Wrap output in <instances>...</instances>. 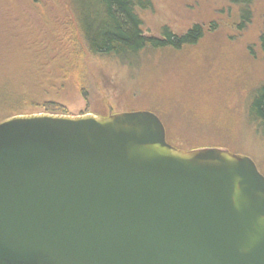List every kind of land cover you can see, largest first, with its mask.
Returning <instances> with one entry per match:
<instances>
[{"label":"water","instance_id":"obj_1","mask_svg":"<svg viewBox=\"0 0 264 264\" xmlns=\"http://www.w3.org/2000/svg\"><path fill=\"white\" fill-rule=\"evenodd\" d=\"M0 264H264V175L149 110L0 121Z\"/></svg>","mask_w":264,"mask_h":264},{"label":"rangeland","instance_id":"obj_2","mask_svg":"<svg viewBox=\"0 0 264 264\" xmlns=\"http://www.w3.org/2000/svg\"><path fill=\"white\" fill-rule=\"evenodd\" d=\"M150 1L151 7L140 11L145 34L160 37L167 29L181 35L199 23L204 36L193 45L150 48L122 60L87 51L65 0H0V98L8 103L0 106V118L45 112L39 101L19 100L38 89L28 81L38 69L30 64L34 51L28 46L50 34L72 33L81 45V86L87 96L70 81H53L42 86L48 87L46 100L60 102L65 114L152 111L170 144L227 148L252 158L264 175V133L247 113L251 93L264 81L259 44L264 0H254L253 18L244 28L237 25L238 9L226 0ZM41 68L56 75L62 70L60 65Z\"/></svg>","mask_w":264,"mask_h":264},{"label":"trees","instance_id":"obj_3","mask_svg":"<svg viewBox=\"0 0 264 264\" xmlns=\"http://www.w3.org/2000/svg\"><path fill=\"white\" fill-rule=\"evenodd\" d=\"M39 3V0H28ZM75 19L77 33L81 36L82 43L90 54H107L122 60L139 55L150 48L178 47L197 43L205 33L204 26L196 23L185 33L178 35L172 30H165L160 36L147 35L142 30V18L140 11L151 7L150 0H65ZM230 6L238 9L239 28H244L252 20L254 0H226ZM216 26V23L213 24ZM72 34V33H71ZM71 34L62 32L59 36H46L30 42L28 48L32 60L38 69L31 72L28 79L38 89L27 92L19 100L21 104H32L31 101H39L36 104L45 112L65 114L64 106L57 100H46L49 92L43 88V84L55 81L57 85H63L69 81L79 88L84 96H87L85 87H82L81 55L79 53V41ZM260 49L264 59V22L259 36ZM81 46V45H80ZM30 52V51H29ZM60 65L62 70L56 74L43 70L41 67ZM41 69V72L39 71ZM1 73V72H0ZM51 87V86H50ZM2 94H0L1 96ZM11 97V96H10ZM0 98V106L8 105L7 101ZM18 100V101H19ZM42 102V104H41ZM250 121L264 133V81L251 93L247 106ZM18 114H7L0 121ZM194 148H211L194 147Z\"/></svg>","mask_w":264,"mask_h":264}]
</instances>
